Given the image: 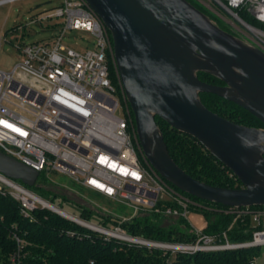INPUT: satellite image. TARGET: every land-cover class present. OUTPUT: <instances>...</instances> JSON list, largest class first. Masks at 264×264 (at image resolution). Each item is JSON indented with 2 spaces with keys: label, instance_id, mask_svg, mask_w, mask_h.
<instances>
[{
  "label": "built area",
  "instance_id": "1",
  "mask_svg": "<svg viewBox=\"0 0 264 264\" xmlns=\"http://www.w3.org/2000/svg\"><path fill=\"white\" fill-rule=\"evenodd\" d=\"M14 1L0 0V5ZM197 1L216 17H234L242 24L245 39L264 53V27L241 18L245 12L264 25V0H206L214 9L204 0ZM44 17L60 18L58 34L49 41L17 45L18 63L11 72L0 70V151L39 173L66 174L83 187L132 206L135 213L158 211L157 201L163 200L166 181L141 151L116 67L117 79L111 75L109 31L84 0H59ZM67 31L92 36L94 48L81 52L65 46L62 39ZM0 192L18 201L26 217L38 206L55 208L61 216L107 237L171 253L264 245V228L254 231L251 241L239 244L229 243L224 232V241L219 242L201 229L194 230L196 238L191 243L134 237L118 226L106 228L75 217L1 172ZM177 202L185 207L182 200ZM164 213L179 214L172 208ZM180 213L186 216V209ZM259 215L252 214L253 221L257 222ZM259 236L263 241H256ZM11 260L12 264H21L19 254L12 255ZM246 264H257L256 257Z\"/></svg>",
  "mask_w": 264,
  "mask_h": 264
},
{
  "label": "water",
  "instance_id": "2",
  "mask_svg": "<svg viewBox=\"0 0 264 264\" xmlns=\"http://www.w3.org/2000/svg\"><path fill=\"white\" fill-rule=\"evenodd\" d=\"M84 1L110 33L124 97L151 167L197 199L232 208L264 206V53L219 28L187 0ZM198 72L221 84L201 81ZM200 93L234 103L262 127L217 115L202 104ZM156 116L194 138L240 187L212 186L186 174L170 156ZM0 172L26 186L39 176L1 151Z\"/></svg>",
  "mask_w": 264,
  "mask_h": 264
},
{
  "label": "trees",
  "instance_id": "3",
  "mask_svg": "<svg viewBox=\"0 0 264 264\" xmlns=\"http://www.w3.org/2000/svg\"><path fill=\"white\" fill-rule=\"evenodd\" d=\"M187 1L208 17H214L210 11L198 6L194 0ZM245 14L244 12L241 17L245 22L264 27ZM110 72L113 73L112 77L117 79L112 62H110ZM197 77L206 83L221 84L206 73L198 72ZM199 98L208 110L225 119L246 126L262 127L257 119L230 101L210 93H200ZM130 112L133 118L132 111ZM155 120L170 156L186 174L212 186L240 187L239 181L231 172L204 150L194 138L171 128L157 116ZM42 173H39L38 179L44 177ZM174 188L195 201L193 205H187V209L202 214L204 227L201 232L215 236L219 242L224 241L222 232L231 244L249 242L253 231L264 228L263 215H259L258 221L255 222L252 214L241 217L228 211L250 210L264 206L232 208L197 199ZM95 194L101 193L96 191ZM156 208L158 211L135 215L131 220L103 215L99 225L106 228L118 226L128 235L153 241L191 243L195 240L194 230L186 221V216L180 213L184 210L183 206L163 199L157 201ZM168 208L178 210L179 214L166 215L164 211ZM90 213L89 208L83 207L80 218L88 221ZM163 217L173 219L174 224L160 225L159 221ZM256 253V246L171 253L165 249L133 244L107 237L40 206L26 217L21 213L18 201L0 192V264H12L11 257L14 254H19L21 264H246L251 258L257 257Z\"/></svg>",
  "mask_w": 264,
  "mask_h": 264
},
{
  "label": "rangeland",
  "instance_id": "4",
  "mask_svg": "<svg viewBox=\"0 0 264 264\" xmlns=\"http://www.w3.org/2000/svg\"><path fill=\"white\" fill-rule=\"evenodd\" d=\"M194 2L198 6L200 5L205 8L201 2L197 0H194ZM204 2L211 9H214L212 4H209L206 0ZM58 3L59 0H17L0 5L1 71L11 72L18 63L20 56L16 48L17 45L35 41H49L58 34L60 18H42L47 13H50ZM212 18L220 25L224 22V24L230 26H242L237 25L234 17L224 16L221 17L222 20L220 17ZM93 39L92 36L81 31H67L62 39V43L65 46L83 52L86 49L94 48L95 44ZM109 60L110 62L113 61L112 55L109 56ZM111 75L113 76V73ZM117 113L123 115L120 110ZM142 163L144 166L146 165L145 161H142ZM42 174L44 175L43 178H39L35 185L27 186V188L75 217H80L83 207L89 208L91 213L88 221L94 225L100 224V218L103 215L105 217H116L121 220H131L135 214L138 216L143 214L135 213L133 207L126 203L112 200L101 194L96 195V191L81 186L66 174L58 171H43ZM164 186L166 192L162 199L171 200L176 203H178V200H182V204L185 206L184 209H187V205H193L195 203L194 200L186 197L182 193H178L168 182H165ZM228 211L235 216L241 217L246 214L258 213L263 215L264 218V208ZM186 221L193 230H200L204 227L202 214L189 208L186 210ZM159 223L162 226L174 224L173 219L166 217L161 218ZM256 252V263L264 264V246H256Z\"/></svg>",
  "mask_w": 264,
  "mask_h": 264
},
{
  "label": "flooded vegetation",
  "instance_id": "5",
  "mask_svg": "<svg viewBox=\"0 0 264 264\" xmlns=\"http://www.w3.org/2000/svg\"><path fill=\"white\" fill-rule=\"evenodd\" d=\"M214 17H216L214 14H212ZM212 21H213V23H215L219 28H221L222 30H224V31H226V32H228V33H231V34H233V35H235V36H237V37H239V38H241V39H245V36L243 35V26H241V27H237V26H230V25H226V24H224V22H222L223 24H218L217 22H216V20L215 19H213L212 17H209ZM220 19L222 20V18L220 17ZM235 22L237 23V25H242L241 23H239L238 21H236L235 20ZM246 40V39H245Z\"/></svg>",
  "mask_w": 264,
  "mask_h": 264
},
{
  "label": "bare ground",
  "instance_id": "6",
  "mask_svg": "<svg viewBox=\"0 0 264 264\" xmlns=\"http://www.w3.org/2000/svg\"><path fill=\"white\" fill-rule=\"evenodd\" d=\"M261 10L263 11V13H262V17H264V5H263V7L261 8ZM255 239H256V241L257 242H261V241H263V239L259 236V237H255Z\"/></svg>",
  "mask_w": 264,
  "mask_h": 264
}]
</instances>
